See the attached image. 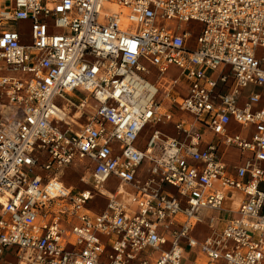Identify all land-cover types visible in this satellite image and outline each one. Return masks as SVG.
<instances>
[{
  "label": "built area",
  "instance_id": "obj_1",
  "mask_svg": "<svg viewBox=\"0 0 264 264\" xmlns=\"http://www.w3.org/2000/svg\"><path fill=\"white\" fill-rule=\"evenodd\" d=\"M0 102V264H264V0H0Z\"/></svg>",
  "mask_w": 264,
  "mask_h": 264
},
{
  "label": "rangeland",
  "instance_id": "obj_2",
  "mask_svg": "<svg viewBox=\"0 0 264 264\" xmlns=\"http://www.w3.org/2000/svg\"><path fill=\"white\" fill-rule=\"evenodd\" d=\"M178 24V23H176ZM184 29L186 30H196L198 32V25L195 23H189V24H183L181 25ZM148 80L153 81L154 80V76H147L146 77ZM6 105L3 104L2 102H0V121L3 119V117H6V113L9 112L10 114V110L7 111L6 109ZM184 114H179V117H184ZM185 117H188L187 115H185ZM191 119V118H190ZM166 133L169 136H176V132L175 130L172 128V126H169L167 128H165ZM232 152H229V155H232ZM81 175V167L77 164L75 165H71L68 168L63 170V175H62V181L67 185V186H72L76 189L79 190H83V189H87L88 187L83 185L82 183L79 182V178ZM114 188L112 186L109 187V190L112 191ZM105 205V200L104 199H97L95 198V200L93 202H91L89 204V208L91 210H97L98 208H102ZM203 233L206 234L207 230L203 227L202 229ZM188 251L186 252V256L184 258V263L185 264H189V262L191 261L193 256H189L187 255Z\"/></svg>",
  "mask_w": 264,
  "mask_h": 264
},
{
  "label": "bare ground",
  "instance_id": "obj_3",
  "mask_svg": "<svg viewBox=\"0 0 264 264\" xmlns=\"http://www.w3.org/2000/svg\"><path fill=\"white\" fill-rule=\"evenodd\" d=\"M6 109H7V111H8V107H6ZM9 114V112L8 113H6V115H8ZM4 118V117H3ZM7 123H11V125H13V124H15L16 122L14 121V119H9V120H7V121H1L0 122V124H7ZM121 192H124V193H126V191H125V188L124 187H121Z\"/></svg>",
  "mask_w": 264,
  "mask_h": 264
},
{
  "label": "crops",
  "instance_id": "obj_4",
  "mask_svg": "<svg viewBox=\"0 0 264 264\" xmlns=\"http://www.w3.org/2000/svg\"><path fill=\"white\" fill-rule=\"evenodd\" d=\"M233 208L235 209V208H236V206H233Z\"/></svg>",
  "mask_w": 264,
  "mask_h": 264
}]
</instances>
